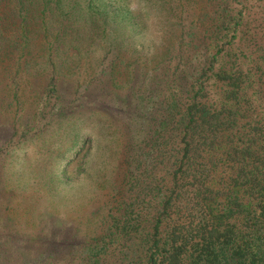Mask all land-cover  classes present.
Wrapping results in <instances>:
<instances>
[{"label":"trees","instance_id":"16d2710c","mask_svg":"<svg viewBox=\"0 0 264 264\" xmlns=\"http://www.w3.org/2000/svg\"><path fill=\"white\" fill-rule=\"evenodd\" d=\"M230 1L238 3L204 0L213 8L201 18L192 16L187 28L183 10L172 14L173 38L187 40L167 42L161 53L139 59L149 42L134 41L144 23L128 0H13V14L18 10L20 16L14 20L18 38L24 40L20 51L37 55L28 43L33 23L42 37L35 56L41 61L34 65L42 76L49 67L46 84L52 90L69 50L81 55L84 47L97 44L99 56L110 52L108 69H99L111 93L126 66L125 83L132 87L113 94L111 113L120 120L113 132L121 127L129 152L121 186L109 183L115 188L103 209L86 210L83 218L73 202L61 204L81 181L59 165L49 179L63 184L54 193L59 204L45 209L54 218L37 222V230L7 245L6 235H0V264H264V100L250 88L255 81L250 69L249 84L241 85L243 73L232 60L242 11L231 9ZM5 20L0 16V24ZM3 30L0 67L8 70L7 55L20 43L6 44ZM51 48L56 60L44 52ZM125 51L130 61L122 57ZM157 54L169 60L161 74ZM10 86L19 106L18 85ZM78 130L74 148L86 141ZM24 220L26 227H36L29 215Z\"/></svg>","mask_w":264,"mask_h":264},{"label":"rangeland","instance_id":"374dc122","mask_svg":"<svg viewBox=\"0 0 264 264\" xmlns=\"http://www.w3.org/2000/svg\"><path fill=\"white\" fill-rule=\"evenodd\" d=\"M14 3L13 0H0V16L6 18V23L0 24L4 29L3 41L8 45L14 44V41L20 43L16 50H10L7 55L8 70L0 67V235H6V245L14 238L23 239L27 232L37 230L40 222L50 223L46 221L54 218L53 213H45V209L59 204L54 193L56 189L61 190L63 184L49 181L55 177L53 175L59 170V165H63L67 176L81 181L79 184L77 181L73 183V196L67 195L61 204L70 206L73 202V208L80 212L79 218H83L86 210L97 212L103 209L110 192L122 184L126 166L124 158L129 152L125 149L128 145L125 132L121 127L115 132L117 137L113 132L114 125L120 122L119 117L111 113L115 107L113 94L114 98L121 96L129 90L128 87H132L125 83L126 66L123 65L120 67L121 73L116 75L115 92H110L107 76L99 69L105 66L108 69L110 52L107 51L106 56L100 53L99 56L97 44H92L89 49L84 47L81 55H72L68 51L63 58L65 64L61 65L64 74L55 80L56 87L52 90L46 84L49 67L42 76L40 69L34 65L41 61V57L35 56L39 54L37 46L42 42V37L35 29L38 26H32L33 23V36L28 43L31 52L37 55L20 51L24 40L18 38L19 27L14 20L20 16L16 17L18 10L13 14ZM127 4L140 13L144 23V29L134 41L152 44L143 48L141 52L144 55L140 53L139 59L147 57L152 51L161 53V47L169 42L184 43L187 40L183 36L173 38L169 16L183 10L182 23L187 28L190 25L187 20L192 16L201 18L204 11L213 8L206 5L204 0H128ZM230 8L242 11L238 35L232 44V54H237V59L232 60L236 61V67L243 73L240 77L245 81L241 83L242 86L249 84L245 76L248 69L253 73L255 81L250 88L256 89L262 101L264 0L230 1ZM44 52L56 60L53 48L48 52L44 49ZM130 54L125 51L122 57L128 59ZM159 55L157 59L161 68L158 74H161L163 63L169 60ZM26 62L30 65L29 69H25ZM147 72L149 75L145 81L150 83L153 74L150 70ZM13 82L18 85L15 100H19V106L10 97ZM59 104L63 106L61 111L56 110ZM258 114L257 111L254 115L257 117ZM11 122H15L13 126ZM74 130L83 133L86 139L75 148ZM109 183L115 187L112 189ZM27 215L36 220L33 230L26 227L28 223H25L24 216Z\"/></svg>","mask_w":264,"mask_h":264}]
</instances>
